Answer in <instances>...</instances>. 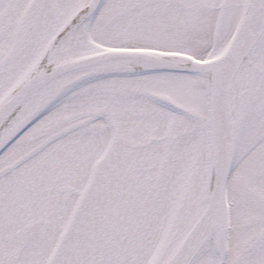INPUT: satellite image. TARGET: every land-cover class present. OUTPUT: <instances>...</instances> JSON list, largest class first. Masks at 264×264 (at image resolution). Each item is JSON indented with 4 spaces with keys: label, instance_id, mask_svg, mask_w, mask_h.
Instances as JSON below:
<instances>
[{
    "label": "snow or ice",
    "instance_id": "snow-or-ice-1",
    "mask_svg": "<svg viewBox=\"0 0 264 264\" xmlns=\"http://www.w3.org/2000/svg\"><path fill=\"white\" fill-rule=\"evenodd\" d=\"M0 264H264V0H0Z\"/></svg>",
    "mask_w": 264,
    "mask_h": 264
}]
</instances>
